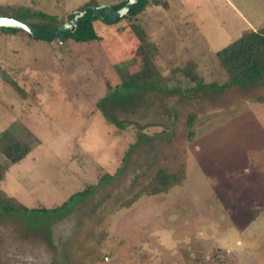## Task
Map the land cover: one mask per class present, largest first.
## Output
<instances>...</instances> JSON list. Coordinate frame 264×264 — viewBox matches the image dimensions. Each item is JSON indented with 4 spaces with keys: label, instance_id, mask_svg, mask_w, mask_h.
<instances>
[{
    "label": "rangeland",
    "instance_id": "374dc122",
    "mask_svg": "<svg viewBox=\"0 0 264 264\" xmlns=\"http://www.w3.org/2000/svg\"><path fill=\"white\" fill-rule=\"evenodd\" d=\"M86 1L0 0V15L39 9L64 23ZM166 1L94 19L100 38L88 42L0 29V132L36 138L0 187L51 208L94 186L56 212L0 210V264H264V74L219 89L181 72L191 60L222 84L215 51L264 26V0ZM147 54L160 89L118 86ZM159 170L170 185L149 194Z\"/></svg>",
    "mask_w": 264,
    "mask_h": 264
},
{
    "label": "trees",
    "instance_id": "16d2710c",
    "mask_svg": "<svg viewBox=\"0 0 264 264\" xmlns=\"http://www.w3.org/2000/svg\"><path fill=\"white\" fill-rule=\"evenodd\" d=\"M126 1L127 0H121L117 3L109 5L117 9L125 4ZM149 1L150 0H139L123 18L135 17L143 11ZM158 1L162 3L164 7L167 6L166 0ZM86 5L90 6L87 12L79 17L76 25L65 31L61 37H58V41L64 42L65 39L70 38L74 41L88 42L100 38L94 28L93 21L96 18H102L98 15H94L91 7L99 5V3L96 0H88L75 11L83 10ZM105 10L106 8L102 11V16L104 17H106ZM73 12L70 14L68 19L73 17ZM16 18L28 23L39 32H50L63 23L55 15L48 14L39 9L29 10L26 8L25 14L17 16ZM130 27L137 36L139 42L143 44L144 48H146L148 52H150V47L151 45L154 46V44L148 40L143 28L137 23H131ZM0 29L8 33H15L19 31V29L16 28L2 27ZM215 56L219 66L224 69L227 74V79L222 84L217 85L215 82H204L202 76H200L197 71L196 63L191 60L181 69L183 76L188 79L194 87L211 86L219 89L229 88L246 81L258 80L264 74V26L243 32L234 40L216 50ZM159 78L160 75L157 72L151 57L147 54L144 58L143 66L138 72L130 73L127 69L123 68L120 74V83L118 86L126 89L144 86L160 89L158 85ZM16 88L21 90L18 87ZM106 117L107 119H110L107 114ZM23 130L25 131L24 138L21 137L22 131L11 132L10 130H3L0 132V153L8 160V165L3 164L0 160V182L5 178L9 165L22 160L33 148V143L36 140L35 136L27 128H24ZM105 177L111 176L106 174ZM157 178L159 185L153 186V188L147 193L156 194L168 189L170 185L168 179L169 177L163 170H159L157 172ZM93 188L94 186L90 185L83 190L73 193L61 204L49 208L29 207L18 200L15 196L6 194V192L0 187V210L5 213L14 214H26L39 211L56 212L63 209L67 205L68 201H70L74 196L77 195L85 197L92 191ZM140 193L141 192H138L130 198L127 201V204L135 201Z\"/></svg>",
    "mask_w": 264,
    "mask_h": 264
},
{
    "label": "water",
    "instance_id": "95a60500",
    "mask_svg": "<svg viewBox=\"0 0 264 264\" xmlns=\"http://www.w3.org/2000/svg\"><path fill=\"white\" fill-rule=\"evenodd\" d=\"M138 1L139 0H127L125 4H123L117 9L106 4H99L91 7L94 15L100 16L105 22L112 23L118 20L119 18L126 16L130 9ZM89 7V5H86L83 10L74 11L72 18L68 19L67 21H65L60 26L50 32H39L28 23L21 21L15 17L6 15H0V28H16L27 32L33 37L52 40L54 38L61 37L65 31L69 30L72 26L76 25L79 17L84 15L89 9ZM105 8L106 17L102 16V11Z\"/></svg>",
    "mask_w": 264,
    "mask_h": 264
},
{
    "label": "crops",
    "instance_id": "0c3cea01",
    "mask_svg": "<svg viewBox=\"0 0 264 264\" xmlns=\"http://www.w3.org/2000/svg\"><path fill=\"white\" fill-rule=\"evenodd\" d=\"M100 4H102V3H100ZM165 8H169V5H168V3H167V6L165 7ZM262 100H264V99H262ZM264 131V130H263ZM264 142V141H263ZM259 148L260 149H263V154H264V143H262V145L260 144V146H259ZM253 172H255V171H253ZM250 174V173H249ZM254 177V176H253ZM254 180H256V178L254 177ZM257 182V181H256ZM255 182V187H252V189H254L255 188V190H253V192L255 191L256 193H258V191H257V188H258V183H256ZM246 196H252V195H246Z\"/></svg>",
    "mask_w": 264,
    "mask_h": 264
}]
</instances>
